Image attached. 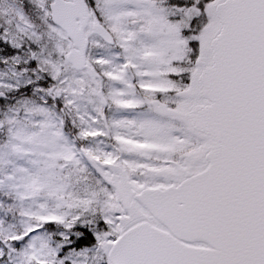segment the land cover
<instances>
[{"label":"snow or ice","instance_id":"snow-or-ice-1","mask_svg":"<svg viewBox=\"0 0 264 264\" xmlns=\"http://www.w3.org/2000/svg\"><path fill=\"white\" fill-rule=\"evenodd\" d=\"M0 264H264V0H0Z\"/></svg>","mask_w":264,"mask_h":264}]
</instances>
